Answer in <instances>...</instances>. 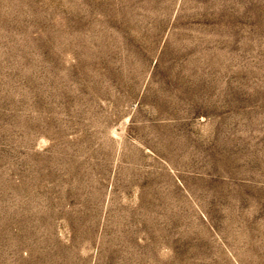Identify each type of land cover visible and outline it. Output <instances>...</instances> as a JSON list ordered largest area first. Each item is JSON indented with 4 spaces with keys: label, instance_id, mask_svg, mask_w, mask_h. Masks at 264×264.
Here are the masks:
<instances>
[{
    "label": "rangeland",
    "instance_id": "obj_1",
    "mask_svg": "<svg viewBox=\"0 0 264 264\" xmlns=\"http://www.w3.org/2000/svg\"><path fill=\"white\" fill-rule=\"evenodd\" d=\"M0 264H264V0H0Z\"/></svg>",
    "mask_w": 264,
    "mask_h": 264
}]
</instances>
